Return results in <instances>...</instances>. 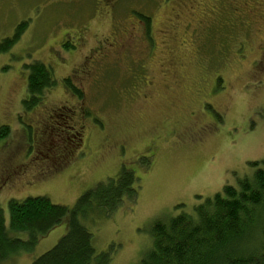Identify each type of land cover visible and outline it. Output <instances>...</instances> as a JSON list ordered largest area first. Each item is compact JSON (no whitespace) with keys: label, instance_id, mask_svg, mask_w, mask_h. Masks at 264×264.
Returning a JSON list of instances; mask_svg holds the SVG:
<instances>
[{"label":"rangeland","instance_id":"rangeland-1","mask_svg":"<svg viewBox=\"0 0 264 264\" xmlns=\"http://www.w3.org/2000/svg\"><path fill=\"white\" fill-rule=\"evenodd\" d=\"M229 1L262 15L250 16L248 29L231 27ZM140 16L149 18V39ZM22 23L19 40L0 55V127L10 130L0 141L7 229L10 200L45 197L72 209L124 167L139 180L136 200L81 224L109 264H139L155 222L192 214L264 162L262 0H0V43ZM101 42L108 49L97 54ZM33 62L51 69L56 85L26 111L25 66ZM72 128L83 130L78 146ZM48 168L54 173L40 175ZM261 214L250 253L262 244ZM65 233L59 225L4 264H31Z\"/></svg>","mask_w":264,"mask_h":264},{"label":"trees","instance_id":"trees-1","mask_svg":"<svg viewBox=\"0 0 264 264\" xmlns=\"http://www.w3.org/2000/svg\"><path fill=\"white\" fill-rule=\"evenodd\" d=\"M149 39V18L140 16ZM26 24L17 27L12 38L0 43V55L8 52L19 40ZM70 45H66L65 49ZM27 71L26 111L36 107L44 94L54 88L56 80L51 69L41 62L25 66ZM63 83L78 98L81 93L68 79ZM7 126L0 127V141L9 135ZM148 163H146L147 165ZM254 163L251 178H244L235 188L225 186L195 207L192 214L181 213L166 222L157 221L151 227L152 247L139 264H264V236L260 233V250L247 251L257 242L251 226L264 211V162ZM138 182L134 173L122 167L114 179L97 184L76 201L72 209L54 205L45 197L8 202L9 229L0 208V264L21 253H31L39 239L59 225L66 233L56 245L31 264H109L110 255L96 254L92 236L81 224L91 218L113 214L124 201H135ZM11 233L26 234L25 241ZM252 238L251 242L250 239ZM245 248V249H244Z\"/></svg>","mask_w":264,"mask_h":264},{"label":"flooded vegetation","instance_id":"flooded-vegetation-1","mask_svg":"<svg viewBox=\"0 0 264 264\" xmlns=\"http://www.w3.org/2000/svg\"><path fill=\"white\" fill-rule=\"evenodd\" d=\"M256 0H251V2H254ZM230 3H227V7H225V10H228V15L231 17V21L229 20V26L233 27L235 26L236 28H239V27H244L246 29H248V21L250 19V16H256L258 15L260 17V14L261 13H258L255 9H254V13L251 14V15H248L250 11L246 10V5L242 6V5H235L233 4L231 1H229ZM262 2H264V0H262ZM262 15V14H261ZM250 33V32H249ZM102 44H105L104 47H102L101 45ZM64 46L65 48V45L62 44V47ZM75 48V46H73ZM69 48H72V46H70ZM67 48V49H69ZM108 49V43L107 42H101L98 44V46L95 48V51L97 52L98 54V51L100 50V54L102 53H105L106 50ZM99 60H101V58H99ZM93 61V59H92ZM81 75L83 76H86L87 73L84 70H82L81 72ZM66 111V114L67 116L65 115V118L68 119V111L67 109H64ZM56 111H59V110H56ZM74 134L72 135V138L77 141V144L76 146L80 145L82 143V138H83V130L82 128H80L79 130H75L74 128L71 129ZM120 148H122V146H120ZM61 155L57 158L56 161L58 162H61V160L63 159L65 153L66 152V147L63 148V150L61 151ZM48 155V154H47ZM54 156L50 157V156H47V165L53 160L54 161ZM7 168H11V167H7ZM5 171V170H4ZM7 171H5L4 173H6ZM48 172H52L54 173L53 171H51L49 168L46 169V170H42V173L40 175H42L43 177L47 175ZM9 173L7 172L6 175H8ZM8 178V176H6V179ZM11 180V179H9Z\"/></svg>","mask_w":264,"mask_h":264}]
</instances>
